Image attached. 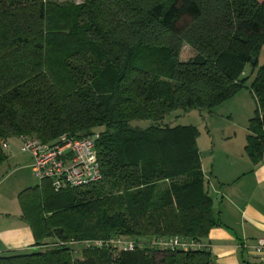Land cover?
Here are the masks:
<instances>
[{
    "label": "trees",
    "instance_id": "1",
    "mask_svg": "<svg viewBox=\"0 0 264 264\" xmlns=\"http://www.w3.org/2000/svg\"><path fill=\"white\" fill-rule=\"evenodd\" d=\"M183 45L194 56L180 61ZM264 0H0V142L100 134L101 180L18 195L32 249L0 264H211L209 250L86 248L115 237L204 242L217 225L197 129L173 112L212 111L244 86L256 100L245 152L264 156ZM254 60V63H252ZM8 158L0 146V164Z\"/></svg>",
    "mask_w": 264,
    "mask_h": 264
},
{
    "label": "crops",
    "instance_id": "2",
    "mask_svg": "<svg viewBox=\"0 0 264 264\" xmlns=\"http://www.w3.org/2000/svg\"><path fill=\"white\" fill-rule=\"evenodd\" d=\"M199 154L217 220L202 242L211 253V264H264L254 251L264 239V156L255 163L243 149L213 146L206 153L210 161L206 167L202 151ZM7 155L16 156L11 146ZM0 237V254L30 250L34 244L31 229L22 219L19 226Z\"/></svg>",
    "mask_w": 264,
    "mask_h": 264
},
{
    "label": "rangeland",
    "instance_id": "3",
    "mask_svg": "<svg viewBox=\"0 0 264 264\" xmlns=\"http://www.w3.org/2000/svg\"><path fill=\"white\" fill-rule=\"evenodd\" d=\"M57 3H81L82 0H52ZM194 52L188 45L180 51V61H188ZM264 63V49L258 57V64ZM250 65L244 70V86L228 101L212 111L192 109L188 112L177 111L167 116L172 125L193 126L197 129V146L202 151V162L207 167L210 161L206 153L213 146H231L245 151L246 126L254 116L256 100L250 91V85L257 68ZM16 156H9L0 164V235L21 224V209L18 195L27 188L40 184L29 166L31 160L20 152L17 141L10 142ZM2 244L0 237V245ZM118 254V252H114Z\"/></svg>",
    "mask_w": 264,
    "mask_h": 264
},
{
    "label": "built area",
    "instance_id": "4",
    "mask_svg": "<svg viewBox=\"0 0 264 264\" xmlns=\"http://www.w3.org/2000/svg\"><path fill=\"white\" fill-rule=\"evenodd\" d=\"M100 134L93 133L83 138L62 137L53 144L42 143L38 139L20 137V152L27 155L31 162L32 173L40 182L48 181L54 191L67 188H81L101 180L100 165L97 157L96 143ZM3 152L7 153L10 144L1 141ZM79 244L86 248L111 247L117 252H130L137 247L150 246L160 250L188 251L203 248L200 242L185 240L180 237L153 239L148 242H137L133 239L115 237L107 240L91 239L81 242H59V245L72 246ZM254 251L264 261V239H260Z\"/></svg>",
    "mask_w": 264,
    "mask_h": 264
},
{
    "label": "water",
    "instance_id": "5",
    "mask_svg": "<svg viewBox=\"0 0 264 264\" xmlns=\"http://www.w3.org/2000/svg\"><path fill=\"white\" fill-rule=\"evenodd\" d=\"M252 63H254V60H252Z\"/></svg>",
    "mask_w": 264,
    "mask_h": 264
}]
</instances>
